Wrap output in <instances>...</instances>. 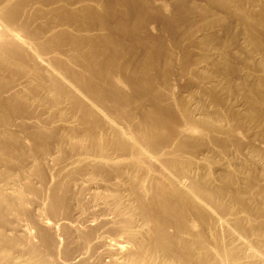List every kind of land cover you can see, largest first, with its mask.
<instances>
[{"label": "bare ground", "instance_id": "obj_1", "mask_svg": "<svg viewBox=\"0 0 264 264\" xmlns=\"http://www.w3.org/2000/svg\"><path fill=\"white\" fill-rule=\"evenodd\" d=\"M0 264H264V0H0Z\"/></svg>", "mask_w": 264, "mask_h": 264}, {"label": "rangeland", "instance_id": "obj_2", "mask_svg": "<svg viewBox=\"0 0 264 264\" xmlns=\"http://www.w3.org/2000/svg\"><path fill=\"white\" fill-rule=\"evenodd\" d=\"M53 219H54V218H53ZM59 257H60V260H61V258H62V255H60Z\"/></svg>", "mask_w": 264, "mask_h": 264}]
</instances>
